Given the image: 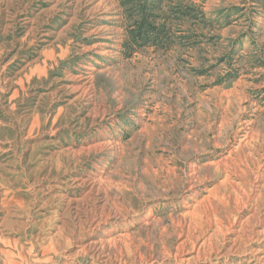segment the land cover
Listing matches in <instances>:
<instances>
[{
  "label": "rangeland",
  "instance_id": "obj_1",
  "mask_svg": "<svg viewBox=\"0 0 264 264\" xmlns=\"http://www.w3.org/2000/svg\"><path fill=\"white\" fill-rule=\"evenodd\" d=\"M0 264H264V0H0Z\"/></svg>",
  "mask_w": 264,
  "mask_h": 264
},
{
  "label": "bare ground",
  "instance_id": "obj_2",
  "mask_svg": "<svg viewBox=\"0 0 264 264\" xmlns=\"http://www.w3.org/2000/svg\"><path fill=\"white\" fill-rule=\"evenodd\" d=\"M262 256H263V255H262ZM262 256H261V257H262Z\"/></svg>",
  "mask_w": 264,
  "mask_h": 264
}]
</instances>
